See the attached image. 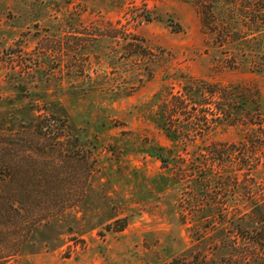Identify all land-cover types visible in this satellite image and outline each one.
Instances as JSON below:
<instances>
[{"label": "rangeland", "instance_id": "obj_1", "mask_svg": "<svg viewBox=\"0 0 264 264\" xmlns=\"http://www.w3.org/2000/svg\"><path fill=\"white\" fill-rule=\"evenodd\" d=\"M137 7L0 0V135L23 140L20 160L58 166L54 192L34 199L50 223L18 257H5L0 226V264L258 263L238 254L254 246L237 229L264 209V76L229 68V44L191 0H149L142 23ZM229 85L244 88L238 120L209 92ZM51 111L71 124L64 143L38 133L32 152L27 124Z\"/></svg>", "mask_w": 264, "mask_h": 264}, {"label": "trees", "instance_id": "obj_2", "mask_svg": "<svg viewBox=\"0 0 264 264\" xmlns=\"http://www.w3.org/2000/svg\"><path fill=\"white\" fill-rule=\"evenodd\" d=\"M142 1L143 7H137L138 10L132 13L133 18L137 19L138 23L153 19L148 12L144 14L149 0ZM191 1L200 13L204 32L215 37L218 35L219 39L216 37V42L220 45L229 44V68L244 67L264 76V0ZM128 30L126 29L125 32ZM119 31L121 30L119 29ZM133 38L139 40L136 35H133ZM129 45L136 47L135 52L139 54H141L142 51L140 50L144 46L141 43L136 45L130 43ZM227 88L213 87L209 92L211 95L217 96L219 98L218 102L224 105L218 109L219 113L238 120L240 115L236 111L244 109V101H241L244 97V88L239 85H229V89ZM172 99L175 108L185 101L182 100L181 96H172ZM51 114L44 119L35 118V120L33 118L30 126L29 123L27 124L26 128L29 129V136H27L25 142L31 145V151L36 144L34 143L36 140L34 136L38 133L46 137L59 134L55 136L58 143H64L60 134L66 130L69 131L71 124H69L66 116L60 117L59 114L56 115L53 111H51ZM171 115L173 116V113ZM165 124L174 129L177 135L182 134V129H178L179 123H177L178 127L175 128L172 127L174 124L168 123L167 120ZM18 135L23 136L22 134ZM22 141L20 138L15 140L4 134L0 135V226L5 229L3 233L7 242L4 245L5 257H18L21 255L25 249L26 240L36 224L42 223L43 220L50 223L49 220L53 216L51 214L47 218V215H41L33 211L35 207L34 199L40 191L54 192L53 189L56 187L57 181L53 176L55 170H52L51 167L54 164L55 168L58 169V166L56 162L46 159L44 160L46 162L43 165L41 164L43 167H37L36 160L30 155L25 159L21 157L20 160L19 151L24 144ZM76 159L80 162L83 160L79 155ZM58 182V184L61 183L59 177ZM249 216L255 220V224L249 228H238L237 232L248 242V245L254 247L248 249L249 253L238 250L240 252L238 254L253 258L255 262H258L257 264H264V209L261 207L258 211L254 209ZM124 227L125 224H121L119 228L122 230ZM170 264H180V259H174Z\"/></svg>", "mask_w": 264, "mask_h": 264}]
</instances>
